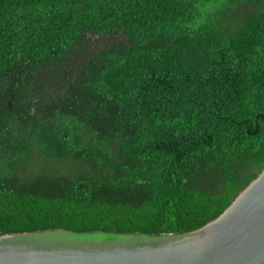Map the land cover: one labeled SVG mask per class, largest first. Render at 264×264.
I'll return each mask as SVG.
<instances>
[{
	"label": "trees",
	"instance_id": "obj_1",
	"mask_svg": "<svg viewBox=\"0 0 264 264\" xmlns=\"http://www.w3.org/2000/svg\"><path fill=\"white\" fill-rule=\"evenodd\" d=\"M264 171V0H0V236L165 237Z\"/></svg>",
	"mask_w": 264,
	"mask_h": 264
},
{
	"label": "water",
	"instance_id": "obj_2",
	"mask_svg": "<svg viewBox=\"0 0 264 264\" xmlns=\"http://www.w3.org/2000/svg\"><path fill=\"white\" fill-rule=\"evenodd\" d=\"M0 264H264V171L222 215L188 234L5 235Z\"/></svg>",
	"mask_w": 264,
	"mask_h": 264
}]
</instances>
